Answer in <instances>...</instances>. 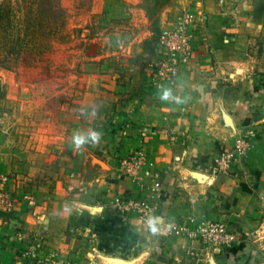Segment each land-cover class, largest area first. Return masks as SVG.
Here are the masks:
<instances>
[{
    "label": "crops",
    "instance_id": "1",
    "mask_svg": "<svg viewBox=\"0 0 264 264\" xmlns=\"http://www.w3.org/2000/svg\"><path fill=\"white\" fill-rule=\"evenodd\" d=\"M108 1L110 14L129 19L112 55L121 54L132 75L121 85L92 83L80 102L85 117L73 118L55 141L63 151L58 167L10 185L15 202L0 213V264H36L24 253L37 236L76 264H264V64L253 45L264 39V0ZM184 10L205 22L196 23L191 55L173 83H155L145 62L160 49L146 48L152 32L145 25L152 21L160 33ZM99 85L116 93L99 117L106 125L92 122ZM165 88L176 99H160ZM90 129L100 139L76 147L73 134ZM247 129V157L231 174L212 175L211 158ZM132 152L143 155L147 187L119 175L121 158ZM129 197L157 207L155 232L116 210L114 200ZM197 217L224 223L237 241L216 251L171 231Z\"/></svg>",
    "mask_w": 264,
    "mask_h": 264
},
{
    "label": "rangeland",
    "instance_id": "2",
    "mask_svg": "<svg viewBox=\"0 0 264 264\" xmlns=\"http://www.w3.org/2000/svg\"><path fill=\"white\" fill-rule=\"evenodd\" d=\"M108 2L0 0V174L9 179L11 188L16 180L33 179V170L49 172L52 166L58 167L63 151L56 148L55 141L75 126L73 118L85 117L80 102L89 97L92 83L115 80L121 85L131 77L132 73L125 69L124 57L112 55L125 37L122 31H130L129 19L110 14ZM198 16L201 18L202 13ZM151 22L145 25L152 32L146 48L157 43L160 49L159 30ZM259 32L262 35L264 27ZM195 37L196 34L194 40ZM253 45L259 47L258 58L264 64V39ZM158 53L145 62L148 70H152L150 65ZM186 62L177 63V73ZM100 87V98L92 109L97 118L92 122L106 125L99 117L111 109L109 99L116 93ZM33 133L39 135L31 139ZM34 143L40 146L27 148ZM46 159L51 168H45ZM131 179L139 186L136 179ZM33 243L34 240L29 247ZM37 254L36 260L29 259L45 264L43 259L47 255ZM62 258L65 260L55 257L52 261L75 263L65 255Z\"/></svg>",
    "mask_w": 264,
    "mask_h": 264
},
{
    "label": "built area",
    "instance_id": "3",
    "mask_svg": "<svg viewBox=\"0 0 264 264\" xmlns=\"http://www.w3.org/2000/svg\"><path fill=\"white\" fill-rule=\"evenodd\" d=\"M191 10L180 12L169 26L164 27L159 34L160 53H158L150 65L153 82L163 84L164 82L173 83L177 75V63L181 64L188 60L192 48L194 31L196 23L202 21ZM251 130L243 131L237 136L229 148L220 149L218 153L211 158L210 172L212 175H228L235 164L245 159L251 149ZM143 155L139 152L127 153L119 164V175L123 177H132L138 181L141 188L146 187L143 172ZM154 189H158L157 186ZM24 200L29 203H35L31 195H24ZM15 197L10 189L9 179L0 174V213L10 212L13 208ZM116 210L120 212L133 213L138 218L151 223L156 222V210L153 204L146 199L135 198H116L114 200ZM173 234L182 235L192 240L200 241L206 247L216 251L229 250L237 241L234 231L218 221H211L204 217L189 218L188 222L177 224L171 229ZM91 239L97 241V234H92ZM38 252L44 253L45 264H55L52 259L65 260L61 255L54 253L47 248L46 243L41 237H35L34 243L25 251L28 258H38ZM69 264H71L69 262ZM76 264V263H72Z\"/></svg>",
    "mask_w": 264,
    "mask_h": 264
},
{
    "label": "clouds",
    "instance_id": "4",
    "mask_svg": "<svg viewBox=\"0 0 264 264\" xmlns=\"http://www.w3.org/2000/svg\"><path fill=\"white\" fill-rule=\"evenodd\" d=\"M160 99L162 100H169V99H176L172 97L171 91L169 89H163L160 94ZM100 139V133L96 130L90 129L88 132H80L77 131L72 136V141L76 147H80L81 145L85 144L88 141L96 142ZM151 230L155 232L157 229L155 227L154 221L151 222Z\"/></svg>",
    "mask_w": 264,
    "mask_h": 264
},
{
    "label": "trees",
    "instance_id": "5",
    "mask_svg": "<svg viewBox=\"0 0 264 264\" xmlns=\"http://www.w3.org/2000/svg\"><path fill=\"white\" fill-rule=\"evenodd\" d=\"M160 34V33H159Z\"/></svg>",
    "mask_w": 264,
    "mask_h": 264
}]
</instances>
